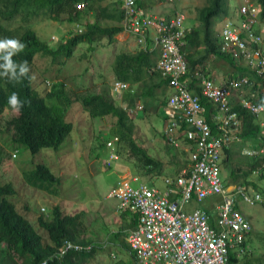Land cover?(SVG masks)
<instances>
[{
    "label": "trees",
    "instance_id": "1",
    "mask_svg": "<svg viewBox=\"0 0 264 264\" xmlns=\"http://www.w3.org/2000/svg\"><path fill=\"white\" fill-rule=\"evenodd\" d=\"M106 1L0 0V37H17L26 44L24 51L14 56L13 60L17 63L27 60L31 70L29 75L33 76L31 67L36 57L48 58L53 63L59 64L64 56L71 58L73 51L82 42H89L90 49L96 51V46H102L105 36L110 42L114 40L121 29L106 27L100 21V18H104L103 15L109 11V6L103 5ZM258 1L263 8L261 17L264 20V0ZM81 3L84 7L79 10L77 5ZM229 8V0H207V5L199 10L198 21L193 19L199 22V25L189 29L186 37L184 54L186 61L189 62L190 86L208 108H212V105L202 97L201 89L193 73L195 67L203 64L210 55L233 64L230 56L220 52V39L214 29L217 20L228 16ZM93 16L96 19L94 22ZM39 19L80 24L85 30L82 34L71 33L73 37L55 49L30 28L31 24L37 23L32 21ZM13 24H17L19 26L17 30L23 32L20 36H17L10 28ZM202 47L205 49L203 52L200 51ZM195 55H198L197 59ZM152 66L150 55L142 51L136 56L118 55L114 68L121 81L129 82L133 79L140 80V75L146 70H151ZM33 82V79H24L13 86L6 78H0V117L8 112L12 114L7 98L13 92L18 93L21 100L25 102V107L18 115L6 121L5 130L9 132L8 135L15 144L25 146L33 155L43 149L58 151L61 148L74 130V125L66 118L67 112L74 103H80L92 122L95 119L104 118L114 120V125L104 137L101 150L95 155L96 158L102 157L107 149H112L117 157L115 161H122L130 168L133 176L139 177L141 181L146 180L152 186H156L160 178L166 185V179L177 177L188 165V160L183 163V157L187 155L180 151L181 149L173 151L167 163L151 154L152 151L144 146L138 136L136 137L135 122L130 118L127 109L118 104L115 94L108 85L68 92L65 83L58 82L53 84L47 96H42ZM235 110L244 118L240 134L242 146L245 148L252 140H255L256 144L261 135L259 122L243 109L236 107ZM208 122L211 124L209 120ZM212 127L215 128V125ZM255 144L251 146H257ZM168 147L175 148L169 142ZM234 149L240 155L242 148L236 144L224 150L223 168L228 174L227 183L247 188L253 187L264 194V188L258 184L259 181L264 180V158L246 156L242 160L234 161ZM5 159L6 157H1L0 152V166ZM108 161H105V167ZM115 161L110 164L109 169L113 167ZM23 174L29 186L59 199L61 178L56 176L48 166L39 164L33 169L24 171ZM254 174H257L256 180L253 179ZM14 195H16V189L13 184L0 182V264H70L72 259L83 264L86 258L99 247L100 238L88 224L85 212L70 215L65 213L59 205L54 206L50 216L40 214L35 223L37 229L18 212L17 205L8 198ZM177 197L178 195H175L174 198ZM120 218L125 220V223L123 222L113 237L119 244L117 247L131 252L126 238L128 232L138 226L139 215L137 212L126 209L120 214ZM212 224L214 225V221ZM108 232L111 236L110 231ZM251 235L252 233L242 246L244 253H240L239 248L231 250L230 264H264V233L255 234L256 242ZM67 243L82 246L84 249H71L60 257L59 254ZM88 247L91 248L87 250ZM131 255L135 258L133 254Z\"/></svg>",
    "mask_w": 264,
    "mask_h": 264
},
{
    "label": "built area",
    "instance_id": "2",
    "mask_svg": "<svg viewBox=\"0 0 264 264\" xmlns=\"http://www.w3.org/2000/svg\"><path fill=\"white\" fill-rule=\"evenodd\" d=\"M119 1L124 28L142 47L147 48L150 37H153L160 49V59L154 70L168 81L172 89L168 100L171 115L165 130L166 140L175 148L181 147V138L189 144L188 165L177 177L166 179L165 189L148 187L139 177L131 176L129 180L122 179L110 192L108 198L119 201V212L130 209L139 215V224L128 232L126 242L136 264H230L231 250L239 248L240 253H244L242 246L252 232L251 222L238 208L239 202L252 207L264 205V194L260 191L228 184L222 178L224 150L240 140L242 125V115L233 107L232 97L234 92L253 87L254 82L242 78L223 86L202 72L195 73L202 97L216 111L213 128L204 117L206 107L201 97L191 90L187 80L190 70L184 48L189 29L185 26V15L175 9L170 18L146 16L140 8V0ZM83 7V3L77 5L79 10ZM261 11L257 0H243L237 20L224 23L220 38L223 53L246 63L264 83V25H259L258 21ZM129 90L130 85L126 82L117 80L113 83L116 96ZM239 104L241 109L261 121V144L248 147L245 156L262 159L264 96L259 99L242 98ZM116 159L111 155L107 166ZM175 195L178 197L174 198ZM210 197L222 199L216 207L214 225L206 210L187 209L193 203H202ZM71 249L84 248L67 243L59 256H64Z\"/></svg>",
    "mask_w": 264,
    "mask_h": 264
},
{
    "label": "rangeland",
    "instance_id": "3",
    "mask_svg": "<svg viewBox=\"0 0 264 264\" xmlns=\"http://www.w3.org/2000/svg\"><path fill=\"white\" fill-rule=\"evenodd\" d=\"M170 4L177 6L186 17L185 26L192 28L194 23L197 22L193 19L197 18L198 10L207 5V0H174ZM242 5L243 0H229V7L232 9H239ZM35 21L37 23L31 24L30 28L36 31L42 40L55 49H58L60 44L72 38L73 34L71 33L82 34L85 30L80 24L41 19L33 20L32 22ZM10 28L17 36L23 33L17 30L19 28L17 24H13ZM217 29L219 30L220 26ZM12 38L18 39L17 37ZM0 39H5V37H0ZM96 47V51H93L90 49L89 42H82L73 51L71 58L64 56L59 64L53 63L48 58L36 57L31 67L35 77L33 79L34 87L37 88L42 96H47L51 92L53 84L58 82H64L68 92L88 90L92 88L94 82L101 84L104 80L103 78L110 72L111 62L109 60L112 61L113 56L111 59H106L102 47ZM113 63H115V60H113ZM210 67L214 68L212 64H210ZM16 115L18 113L12 112L10 114L8 112L0 117V152L1 157H6L0 166V182L2 184L11 183L16 189V195L8 198L17 205L18 212L37 229L38 227L35 223L40 214L50 216L54 206L59 205L68 214L85 212L87 222L92 230L97 233L101 240H105L109 229L110 231L114 229V224L119 227L122 225L121 212L117 209L119 203L115 199L108 198V195L118 186V182L121 179L129 180V177H131H122V172L125 170L126 165L120 160L115 161L110 169L108 168L109 166L105 167V161H108L110 155H115L112 149H107L100 158L95 156L101 150L104 137L114 125V120L112 118H104L101 120L95 119L92 122L83 111L81 104L74 103L66 116L74 125L72 135L58 151L43 149L38 154L33 155L25 146L15 144L11 136L8 135L9 132L5 130L6 121ZM158 123V126L162 125L160 121ZM140 126L143 129L147 128L144 122L140 123ZM147 136L149 137L148 132ZM145 144L148 148H157V146H152V143ZM158 148L160 150H151V154L160 152L162 155H157L155 156L156 158L166 157V148L161 145ZM173 149L176 151V148ZM234 151V161L242 160L243 157H246V149L242 148L240 150L241 153L239 151L240 155L237 154L236 149ZM13 154H16L15 158ZM39 164H45L56 176L61 178L59 199L47 192L29 186L25 181L24 171L33 169ZM224 171L222 161V178L225 179ZM256 175H253L255 180ZM142 182L148 187H154L146 180ZM258 184L264 188V180L259 181ZM155 187L165 189L166 185L160 178ZM213 201L208 198L201 205L194 203L191 205V209H211L212 203L216 202ZM43 209H45V212ZM242 211L244 214L252 216L251 238L256 242L255 234L264 233V208L259 206L252 207L243 203ZM113 250L116 252V258L111 257V259L109 253L105 252L99 256L104 262L98 259L100 261L98 264H134L132 256L126 249L117 247L113 248Z\"/></svg>",
    "mask_w": 264,
    "mask_h": 264
},
{
    "label": "crops",
    "instance_id": "4",
    "mask_svg": "<svg viewBox=\"0 0 264 264\" xmlns=\"http://www.w3.org/2000/svg\"><path fill=\"white\" fill-rule=\"evenodd\" d=\"M120 4L121 3L119 0H107L103 4L105 6H109V11L108 13L103 15L104 18L103 17L100 18L102 25L109 28H120L121 31L114 37V40L112 42H110L109 38L105 36L102 42V46L100 47H102L104 54L106 55V59H111V57L113 56V60H116L117 56L122 54L136 56L142 51L150 55L153 68L149 71L146 70L144 74H141L140 80L135 81V79H133L130 80L129 82H126L130 85V90L124 91L122 94H120L117 97L118 99L116 100H118L117 102L119 105L127 109L130 118L135 122L136 134L141 139V141H143L145 147H147L145 143H149V144L152 143L153 144L152 146H157V148L152 147L153 149L149 148L150 150H160L158 148V146L160 147V145L163 148H166L167 156L160 159L163 160L165 163H167L169 161V158L172 156V153H174L173 151H175L173 149H170L165 141V130L170 123L169 119L171 115V110L168 107V100L172 95V89L169 86L168 81L165 78H163L159 72L154 70L160 59L161 52L159 47L155 45L153 37H150L147 48H144L141 45H139L137 39L123 26L124 15ZM139 4H140V8L142 9L143 13L146 16L170 18L174 15V10H175L174 8L179 10L177 6L171 5L167 0H140ZM239 14H240V8L232 9L230 7L228 16H224L223 18L215 22L214 29L216 31L217 36L220 39L219 47H220V52L222 53H223L221 49L222 40L220 38L222 27L224 23L228 22L229 19L236 20ZM198 15H199V10H198ZM196 19L198 21V16ZM95 20L96 19L93 16L92 21L94 22ZM198 25L199 22L194 23V26H198ZM218 26H220L219 30L217 29ZM258 28L260 29V27ZM187 29H191V28H187ZM204 50L205 49L202 47L200 51L203 52ZM225 55L230 56L232 58L230 60H233V64L224 60L225 62L224 65V62H222L223 59L217 58L215 55H210L204 61L203 64H199L195 67L193 77H195L196 72H202L204 75H206L207 78L212 79L216 84L223 86L228 85L230 81L240 80L242 78H249L251 81L254 82V86L251 88H245L241 92H234V96L232 97V103H233V107L235 106V108L236 107L240 108L239 102L242 98L259 99L260 97L264 96V83L261 81L260 78H258L255 75V72L252 71L247 66L246 63H242L238 61L237 59L233 58L231 55L228 54ZM195 58L197 59L198 55H195ZM113 60L112 61L109 60V62H111L110 63L111 68L109 74L103 78L104 80L102 81L101 84H99L98 82H94L92 87H96V86L101 87L102 85L106 84L110 87V89H112L113 83L117 80H120L115 73V68H114L115 63H113ZM210 64H212L214 68H211ZM130 73H132L131 70ZM190 76L191 74L189 72V75L187 76V80H189V82L191 81ZM191 90L193 91V89ZM193 92L196 93L195 91ZM205 107H206V114L204 115V117L207 121L209 120L212 124L216 116L214 115L216 111L213 109V107L212 108H208L207 106ZM243 119L244 118L242 116V125L239 133L240 140L235 144L243 149H247L248 147H251L252 144H255L254 143L255 140L249 141L247 143V146H245L247 148H244L242 146L243 143H241L242 139L240 137V134L242 133ZM256 120L260 124L261 122L260 119L256 118ZM158 121H160L162 125L158 126L159 124ZM139 122L141 124L142 122H144L147 128L143 129V127L140 126ZM147 132L149 134V137L147 136ZM179 141H180V146H182L181 150L185 152L187 155L186 157H183V163L187 162V160L189 162V155L187 153V148L189 147L188 141L184 138L179 139ZM259 143L260 142L257 141L255 145L258 146ZM153 155L160 156L162 154H160V152H156L155 154L153 153ZM224 175L226 181L228 176L226 171H224ZM123 176H133L129 167L126 166L125 170L122 172V177ZM248 188L249 191H256L253 187H248ZM209 199L214 200L216 202L213 201L214 203H212L211 209H205V208L202 209L206 210L211 215L212 221L216 223V214H217L216 207L218 204L221 203L222 199L220 197H211ZM201 204L202 203H199V205ZM242 204H243L242 201L239 202L238 208L243 213ZM258 206L263 207V205H258ZM187 209L193 210L194 208L191 209V206H188ZM73 214H77V213H72V215ZM244 215L251 222L252 216H250L249 214H244ZM123 222L125 223V220L122 219V224ZM113 226H114L113 230L110 231L109 229L111 236L109 235L108 232L107 238H105V240L100 239L99 247L96 248V251L93 254H91L88 258H86L83 264H90L94 262L98 264L100 261L104 262V260L102 258H99V256L103 255V253L105 252L109 253L110 258L117 257L116 252L115 250H113V248H117L119 244L117 241L115 242V238L113 236L115 233L118 232L117 228L119 226H117L116 224H114ZM129 253L130 255L132 254L131 252ZM132 258L134 260V264H136L135 258L133 256ZM98 259H100V261H98ZM70 264H80V261L76 259H72L70 261Z\"/></svg>",
    "mask_w": 264,
    "mask_h": 264
},
{
    "label": "clouds",
    "instance_id": "5",
    "mask_svg": "<svg viewBox=\"0 0 264 264\" xmlns=\"http://www.w3.org/2000/svg\"><path fill=\"white\" fill-rule=\"evenodd\" d=\"M258 3H259V1H258ZM261 8H262V6H261ZM262 12H263V8H262L260 15L258 16L259 25H261V23H262V25H264V20L261 17ZM229 20H231V19H229ZM231 21L234 22L235 20H231ZM25 48H26V44L21 42L18 39H14V38L0 39V78H6L9 83L13 84V86L21 83L24 79L32 80L35 78L34 76L29 75L31 70L29 67V62L27 60H24L20 63H17L13 60V57L22 53ZM18 69H19V72H17ZM111 90L113 91V85H112ZM115 97H116V99H118L117 98L118 96L115 95ZM28 103H30V101ZM7 104H8V106H10L11 110L15 113H19L25 107V102L23 100H21L19 94L16 92H13L7 98ZM165 140H166V137H165ZM166 143L168 144V141ZM176 149L179 150L181 148L178 147ZM13 157L15 158L16 154H13ZM119 182H118V184H119ZM116 188H117V186L114 189H116ZM118 203H119V201H118Z\"/></svg>",
    "mask_w": 264,
    "mask_h": 264
}]
</instances>
